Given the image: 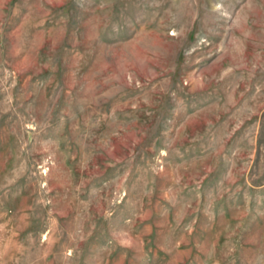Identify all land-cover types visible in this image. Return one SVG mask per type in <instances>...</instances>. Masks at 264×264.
<instances>
[{"label": "rangeland", "instance_id": "obj_1", "mask_svg": "<svg viewBox=\"0 0 264 264\" xmlns=\"http://www.w3.org/2000/svg\"><path fill=\"white\" fill-rule=\"evenodd\" d=\"M0 264H264V0H0Z\"/></svg>", "mask_w": 264, "mask_h": 264}]
</instances>
